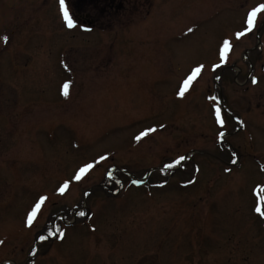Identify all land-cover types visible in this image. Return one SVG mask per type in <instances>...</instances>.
Wrapping results in <instances>:
<instances>
[{"label": "rangeland", "instance_id": "rangeland-1", "mask_svg": "<svg viewBox=\"0 0 264 264\" xmlns=\"http://www.w3.org/2000/svg\"><path fill=\"white\" fill-rule=\"evenodd\" d=\"M97 1L0 0V264H264V0Z\"/></svg>", "mask_w": 264, "mask_h": 264}, {"label": "snow or ice", "instance_id": "snow-or-ice-1", "mask_svg": "<svg viewBox=\"0 0 264 264\" xmlns=\"http://www.w3.org/2000/svg\"><path fill=\"white\" fill-rule=\"evenodd\" d=\"M59 2V9H60V13H61V16H62V19L66 25V27L68 28H72L75 26L74 24V20L73 18L71 17L70 15V12H69V9L66 5V0H58ZM261 12H264V5H261L259 7H256L254 9H252L248 14H247V19H246V31H243V32H240V33H237V39H240L241 37H243L244 35H246L248 32H251L253 30V28L255 27L256 25V22H257V16H258V13H261ZM189 31H192V29H189ZM0 39H3L5 42H7V37H3V38H0ZM231 50V44L228 40H224L223 41V44L222 46L220 47L219 49V57H220V61H221V64H223L224 62H226V59H227V54L229 53V51ZM220 65H215L213 70H215V68L219 67ZM203 66H200V67H197L195 69L192 70L191 74L184 80L182 86L180 87V90H179V93L178 95L180 96H183L184 93L188 90V87L189 85L197 78V76L199 75V73L201 72V69H202ZM253 83H256L255 79H253ZM61 94L65 97H67L69 95V85L68 84H65L62 86V89H61ZM215 99V98H213ZM214 113H215V119H216V122L217 124H220V125H223L224 121L223 119L221 118V109L217 106L215 107L214 109ZM155 131V129H148L144 132H141L138 136L135 137V139L137 141L141 140L142 137L146 136L149 134V132H153ZM223 133H220V137H223ZM101 159H104L103 157H101ZM185 158L184 157H180L174 165H166L165 167L167 168H172L174 167L175 165H178L182 160H184ZM232 163H236V159L234 158L232 160ZM92 168V165L89 164L81 169H79L75 176L73 177L74 180L76 181H79L85 174L86 172ZM132 183L134 184H138L140 183L139 181H133ZM189 183H191V181H189ZM68 182H65L60 188H59V192L60 194H63L67 189H68ZM262 192H264V189H261ZM45 197H41L39 199V201L34 205V207L32 208V210L28 213L27 215V219H26V225L27 226H31L36 215H37V212L39 211L41 205L44 203L45 201ZM260 203H264V196H262L260 198ZM255 212H257L258 214H260L262 216V218H264V211H262L261 207H260V204L258 203L257 207L254 209ZM78 215L80 216H85L86 213L81 211L78 213ZM58 232V235H59V238H63L64 237V232L63 231H60V230H57ZM57 233L56 232H53V231H49L48 232V236L51 237L53 235H56ZM47 237L45 236H40L39 239L42 241V240H45ZM2 243V242H0Z\"/></svg>", "mask_w": 264, "mask_h": 264}, {"label": "flooded vegetation", "instance_id": "flooded-vegetation-1", "mask_svg": "<svg viewBox=\"0 0 264 264\" xmlns=\"http://www.w3.org/2000/svg\"><path fill=\"white\" fill-rule=\"evenodd\" d=\"M94 2H99V1H97V0H93ZM112 1V0H111ZM103 2H108V4L110 3V0H103ZM105 6H107V4H105ZM97 8L98 7H95V8H93L94 10H97ZM89 22H87V24H88ZM89 25V24H88Z\"/></svg>", "mask_w": 264, "mask_h": 264}, {"label": "trees", "instance_id": "trees-1", "mask_svg": "<svg viewBox=\"0 0 264 264\" xmlns=\"http://www.w3.org/2000/svg\"><path fill=\"white\" fill-rule=\"evenodd\" d=\"M44 230H45V229H44ZM48 231H49V230H48ZM44 232H45V231H44ZM44 232H41V233H44ZM41 233H39V234H41ZM42 236H43V235H42ZM46 241H49V239H48V240L46 239Z\"/></svg>", "mask_w": 264, "mask_h": 264}]
</instances>
